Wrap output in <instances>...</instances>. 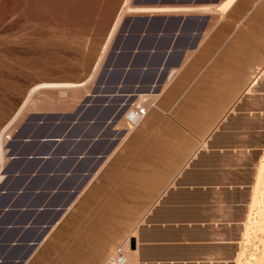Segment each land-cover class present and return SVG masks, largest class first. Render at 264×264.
<instances>
[{
    "label": "rangeland",
    "instance_id": "374dc122",
    "mask_svg": "<svg viewBox=\"0 0 264 264\" xmlns=\"http://www.w3.org/2000/svg\"><path fill=\"white\" fill-rule=\"evenodd\" d=\"M124 2L125 0H0V131L15 116L22 103L26 100V95L31 87L44 82H83L90 78L89 76L94 71L115 18ZM134 2L135 0H130L129 4L135 7H149L148 5L135 4ZM256 9L258 11L255 10L244 14L237 21V27L226 30L224 34V42H227L226 44L201 43L199 50L184 60L187 62H185L186 66L190 68L189 79L201 77V79L205 80H215L214 85L218 83L216 66L220 60H218L217 54L224 46H227L226 57L237 58V62L240 63V67L228 69L225 78L227 82V91L225 93L227 98L235 94L231 90L241 80L244 90L242 96L254 95L257 93L255 91L258 90L259 97L264 99V0H258ZM193 12L190 14H203ZM222 12L223 10L218 11L216 14H204L209 15L211 19L205 34V37H207L206 40L204 39L205 41L212 40L215 35L217 36L213 27L215 21L224 18ZM173 14L130 12L123 17L121 23L126 17L136 15L157 16ZM118 30L114 34L103 61L96 70V74L85 86L62 90L41 89L31 97L28 101L29 103L25 105L26 108L24 107L25 110L22 111L14 125H12V131L10 129L11 133L9 132L8 139H6L7 156L5 163L0 168V179L4 176L2 170L11 158L9 157L7 145L11 142L16 130L30 115L43 116L37 121V126L32 130L37 133H30V136H56L65 133L74 135L83 133V135L85 134L84 136H87L89 133L97 131L99 136L106 131V133L102 134V137L105 135L103 138L106 139L109 133L114 145H116L118 133H127V113L132 107L144 105L147 108V113L149 109H155L151 111V114L154 115L156 110H159L156 107V103H171L172 96H170V91L174 85L172 83H174V79L180 73H175L170 80V72L174 69L170 70L166 80L160 86L163 90V86L166 87L167 82L170 80L162 95L159 96L158 102V95L152 91L153 88L144 93H130L124 97L122 95L114 100H112L111 96L107 99V93H94L103 63L110 52ZM234 36L239 38H233ZM242 36L254 41L249 46L257 49V53L248 52L245 49L246 44L233 43L234 40L241 39ZM233 51L237 53L236 56L229 54V52ZM250 63L252 66L247 70V65ZM212 69L216 72L213 74L205 72ZM257 76L260 78L255 79L258 78ZM255 80H258V83ZM183 84L187 88L186 82ZM101 87L103 86L101 85ZM194 87L197 88V92L191 91L190 97H188L189 93L187 91L181 94L183 103H188L187 98L190 99L189 103H212L213 100H210L209 96L216 97L220 94L217 85H215L217 92H209V86L201 82ZM246 91L248 93H245ZM49 93L52 97L47 96ZM148 93H152L150 97ZM139 94H143V96ZM96 96H103L101 98H104L105 101L93 103L96 106L90 110L86 109L92 103H85L86 106L79 111L86 99L92 100ZM139 96L143 98L140 99L138 98ZM34 104L38 106L36 109L32 107ZM111 107L115 108V116L111 123H107L104 126L100 125L98 118L102 117L103 113ZM151 114L133 128L131 132L177 130L170 124L165 127L156 124L155 118ZM115 117L124 121H120L118 126H116L114 124ZM89 120L95 122L94 126L96 128L87 124ZM194 120L192 117L188 123L192 130H202L200 125L194 123ZM125 139L116 148V153L114 152L115 155H112V158L110 157L102 165L105 156L99 163L97 168L99 170L96 175L93 173L83 183L71 201V204H73H70L62 212L58 221L46 232L42 240L32 250L30 258L23 264H103L107 260L110 249L128 242L129 234L140 221L145 208L148 206L146 200H150L151 197L147 194L149 190L124 186L122 182L113 179V172L108 170V164H137L144 162L145 158L142 155L146 153L145 150L139 151L132 148L124 153L122 145ZM103 142L105 143V140ZM47 144L46 142L38 141V137L25 142L21 146L22 151L26 154L25 158L11 164L14 168L19 167L22 169L25 172V177L29 174L25 182L29 188H33L31 189L33 196H29V201L33 200L35 203L45 199L44 194L34 192L37 187L43 185L48 188L58 183L55 177L42 175L31 177V171H38L44 167L51 168L53 166L49 161L28 157V154L38 153L43 155L47 150L52 149ZM99 145L101 147L102 144L98 141V145L95 144L94 148ZM57 148L58 150H63L65 146L59 145ZM262 162L264 163V157ZM56 164L54 168L68 165L63 162ZM19 181L15 182L16 185H18ZM77 185L78 182L76 183L73 179L68 178L63 182L62 187H64L63 190H69L68 188H73ZM260 188V192L264 193V184ZM21 200L19 199L18 201ZM49 200L54 203L62 202L61 197L54 194L49 195ZM4 201L6 199L0 197V204ZM261 205H263L264 209V200H260L258 204L256 203L254 206L256 209L248 218L245 226L246 234L244 233L242 264H257V259L262 252L261 241L264 240V231L260 230L257 224L258 213L263 210ZM8 215V212L4 213V215L0 214V220L8 219L10 217ZM35 216L37 220H46L47 217L46 214H39V211L35 212ZM10 219L14 221L17 217L11 215ZM12 231L7 229L5 231L0 230V240H2V243H0V260L2 261L5 257L11 259L23 254L21 245H11L9 240L12 236L14 237L13 241L21 238L32 240L39 233L34 232L33 234L30 233L31 231L23 233L20 231L15 235V232Z\"/></svg>",
    "mask_w": 264,
    "mask_h": 264
},
{
    "label": "crops",
    "instance_id": "0c3cea01",
    "mask_svg": "<svg viewBox=\"0 0 264 264\" xmlns=\"http://www.w3.org/2000/svg\"><path fill=\"white\" fill-rule=\"evenodd\" d=\"M191 1L187 4L161 6L163 8L199 9L207 5L215 9L212 12H202L203 14H190L192 11L172 15L205 18L203 29L195 46L184 52L177 66L173 65L178 61L179 54L166 53L163 55V50L169 44L175 47L190 45L194 33L198 31L200 20L190 21L185 26L184 37L174 36L172 39H163L156 36L144 43L145 48L156 47L158 49L154 53L153 49L150 50L141 59L140 77L149 79L155 76L159 79L160 71L157 72L155 69L160 63L165 66L169 65L163 81L166 80L170 70L175 68L170 80L175 73L180 72L172 83L174 85L170 91L171 103H156L159 109L156 110L157 115L151 114V111L155 109H149L144 119L151 114L156 124H160L161 127L170 124L177 130L131 132L122 145L123 151L126 153L132 148L139 151L145 150L144 155L140 154L144 156V162L107 165L108 170L113 172V179L122 182L124 186L149 190L147 194L151 198L146 200L148 206L129 234L128 242L110 249L107 260L103 264H242L244 229L255 209L252 210L251 206L254 198L257 200L258 171L264 157V99L260 100L258 90L254 95L242 96L244 90L241 80L231 90L235 94L227 98L225 78L228 69L240 67L237 58L226 57L227 46H224L217 54L220 62L216 66L218 83L215 85L220 94L216 97L209 96L213 102L189 103L190 99L187 98L188 103H183L181 94L187 91L190 97L191 91L197 92L194 86L200 82L209 86V92H217L214 85L215 80H205L201 77L189 79L190 68L186 66L187 62L184 60L194 55L201 43L226 44L227 42H224L226 30L237 27V21L244 14L258 11L256 9L258 0H234L232 4L229 3L230 5L226 4L229 0ZM221 10H223L224 18L215 21L213 27L217 36L205 41L207 38L205 34L211 19L209 15L204 14H216ZM188 34H192V37H187ZM233 38L239 37L234 36ZM233 43L246 44L245 49L248 52H258L257 49L249 46L254 41L245 36L234 40ZM229 54L236 56L237 53L233 51ZM251 66V63L247 65V70ZM205 72L213 74L216 71L212 69ZM184 82L187 88L184 87ZM160 86L152 90L158 95L157 102L166 88L161 91ZM192 117L195 119L194 123L200 125L202 130H192L188 124ZM36 126L37 123L30 133H34L32 130ZM107 135L105 143L103 142L101 147L99 145L94 148L100 140L97 132L89 133L87 136L83 133L81 135L60 134L56 135L59 136L58 141L46 142L52 149L47 150L43 155L28 154L29 158H39L53 165L51 168L44 167L42 170L31 171V177L42 175L55 177L58 180V183L52 187L45 188L42 185L34 190L35 193H42L45 196V199L39 203L29 201V196H33L31 190L33 188H29L25 182L29 174L25 177L22 169L10 165V162L14 163L25 158L26 154L21 146L31 140L27 138L13 146V155L19 154L20 156L18 159H12L9 156L11 158L4 167L6 169L9 166L8 175L4 174L0 179L2 183L0 197H4L6 201L0 204V210L10 206L20 210L8 211V216L12 215L17 219L13 221L8 217V219H3L4 221L0 220V230H13L15 235L20 231L23 233L31 231L30 233L34 234V230L25 227L26 223L36 220L35 213L31 210L38 205L54 204L49 200V195L55 193L54 189L62 187L63 182L70 177L73 170L84 168L82 172L84 175L94 168L91 174L93 175L98 168L95 164L100 153L114 146L109 133ZM65 136L68 137L64 138ZM59 145H64L65 148L58 150ZM77 153L78 159L74 160L73 154ZM58 162L68 165L54 168ZM17 180H20L18 185L15 183ZM74 181L79 184L82 177L74 178ZM38 191L43 192L38 193ZM19 199L22 200L18 201ZM4 213L7 211L0 214L4 215ZM13 239L12 236L9 241L12 242ZM27 240L21 238L17 241ZM120 257L122 260H119Z\"/></svg>",
    "mask_w": 264,
    "mask_h": 264
},
{
    "label": "water",
    "instance_id": "95a60500",
    "mask_svg": "<svg viewBox=\"0 0 264 264\" xmlns=\"http://www.w3.org/2000/svg\"><path fill=\"white\" fill-rule=\"evenodd\" d=\"M189 1L183 0H135V4L148 5L151 7L155 6H166L173 4H182L189 3ZM200 20V26L198 31L194 33V37L192 43L190 45H184L182 47L178 46H168L163 50V55L178 53L179 58L178 61L173 65L177 66L180 62L181 56L188 49H191L195 46L196 40L198 39L201 31L203 29L205 18L192 17V16H179V15H136L133 17H126L121 23L118 34L114 38L112 43L110 52L108 53L102 70L100 71L98 80L96 82V88L94 93L101 92L102 94H108L107 99L112 97V100L116 99L119 96H126V94L130 93H144L150 91L152 88H156L159 86L165 74L169 70V65L165 66V64L160 63L155 71H160V78H156L155 76L147 79L145 77H140V61L143 56L148 54L150 50L153 49V53L156 52L158 48H145L144 43L149 41L156 36H160L163 39H172L174 36L178 38L184 37L185 34V26L191 21L197 22ZM162 30V31H161ZM187 37H192V34H188ZM162 66V67H161ZM160 68V69H159ZM101 85L103 87H101ZM103 97V96H101ZM100 96H96L94 99H86L84 104L80 107L79 111H81L86 105L85 103H92L86 110H90L92 107H95L93 103L99 101H105L104 98ZM98 106V105H97ZM87 113V112H86ZM115 116V108H108L106 112L103 113L102 117H99L100 125H105L107 123H111L113 117ZM43 118L42 115H30L18 128L14 136L12 137L11 142L8 144L9 148V156L12 159H18L19 154L14 156L12 153V147L21 143L24 139L29 138L30 140L38 137V141L43 142H56L59 139V136H30V132L33 126L37 123L38 120ZM109 129V128H108ZM37 133V132H34ZM65 136L64 138H67ZM106 151L100 153L99 158L96 161L95 166L97 167L101 160L103 159ZM72 157L74 160L78 159V153L73 154ZM42 158V157H41ZM85 159V158H84ZM12 163L10 162V165ZM9 167V166H8ZM8 167L2 170L3 174L8 175ZM82 169V170H81ZM84 168H78L77 170H73V173L70 175L71 179L81 178L82 181L73 188H68L69 190H63L64 187H58L54 189V195H59L61 197L62 202H57L52 205H38L34 209L31 210L32 213L39 211V214H46V220H35L30 223H26V228H31L35 232H39L38 236L34 239H30L24 242L20 241H12L11 245H21L23 250V254L19 257H13L8 259V257L3 258L4 260H0L1 264H23L30 258L32 250L36 247V245L42 240L46 232L58 221L62 212L69 207L71 201L75 197L76 193L82 186V184L90 177L94 168L90 169L87 173L82 175ZM69 177V178H70ZM2 187V183L0 182V188ZM43 192V191H40ZM38 191V193H40ZM42 194V193H40ZM11 210H20L15 207H3L0 210L1 212H8Z\"/></svg>",
    "mask_w": 264,
    "mask_h": 264
},
{
    "label": "bare ground",
    "instance_id": "6f19581e",
    "mask_svg": "<svg viewBox=\"0 0 264 264\" xmlns=\"http://www.w3.org/2000/svg\"><path fill=\"white\" fill-rule=\"evenodd\" d=\"M129 1L130 0H125V2H124V4H123V6H122V8L120 9V11L118 12V15L116 16V18H115V21H114V23H113V25H112V28H111V30H110V33H109V35H108V38H107V40H106V42H105V45L103 46V49H102V52H101V55H100V58H99V60H98V62L96 63V66H95V68H94V71H93V73L91 74V76H89L90 78H88L86 81H81V82H44V83H40V84H37V85H35V86H33V87H31L30 88V90L28 91V93H27V95H26V100L24 101V103H22V106L19 108V110L17 111V113L15 114V116L12 118V120L10 121V122H8L4 127H2L3 129H1V131H0V168L3 166V164L5 163V160H6V139H8L7 137H8V135H9V132H10V129L12 128V125H14V122H16V119L18 118V116L22 113V111L23 110H25L24 109V107H25V105H27V103H29L28 101L31 99V97L36 93V92H38L39 90H41V89H60V90H62V89H70V88H78V87H83V86H85L92 78H93V76H94V74H96V70L98 69V67H99V65H101V63H102V61H103V58H104V56H105V53H106V51H107V49L109 48V45L111 44V42H112V38H113V36H114V34L117 32V30L119 29V27H120V24H121V21H122V19H123V17L126 15V14H128V13H130V12H145V13H178V12H185V13H190V12H192V11H194V12H200V13H202V12H212V11H215V9L213 10L212 9V7H208L207 5L204 7V8H199V9H197V8H174V7H169V8H163V7H135V6H132V5H130L129 4ZM234 0H229L228 1V3H226V4H229L230 2H231V4H232V2H233ZM219 4V3H218ZM221 4V3H220ZM230 5V4H229ZM228 7V6H227ZM229 8V7H228ZM226 10V9H225ZM221 13V12H220ZM223 13V12H222ZM162 38V37H161ZM149 42V41H148ZM160 44H161V42H160ZM161 47V46H160ZM175 69V68H174ZM175 72V71H174ZM171 73L172 72H170V75H169V77L170 76H172L171 75ZM260 74V73H259ZM258 74V75H259ZM255 75V74H254ZM253 75V76H254ZM258 78H255V79H259L260 77L259 76H257ZM254 80V79H253ZM261 80V79H260ZM255 81H257V83H258V80H255ZM253 83H255L254 81H253ZM251 84V83H250ZM256 84V83H255ZM254 84V85H255ZM161 85V84H160ZM159 85V86H160ZM164 85V84H163ZM260 85V84H259ZM158 86V87H159ZM251 87H252V85H250ZM157 87V88H158ZM249 87V86H248ZM156 88V89H157ZM163 88H165L164 86H163ZM83 89V88H82ZM154 90H155V88H153ZM249 89H251V88H249ZM161 90H162V88H161ZM159 91V90H158ZM155 92V91H154ZM54 93V92H53ZM56 93V92H55ZM159 93V92H158ZM67 94V93H66ZM150 94H152V93H148V95H149V97H150ZM250 94V93H249ZM140 95V94H139ZM47 96H49V97H52V95L49 93V94H47ZM140 96H143V94H141ZM138 97V98H140V99H142L141 97ZM145 96V95H144ZM137 97V96H136ZM145 97H147V96H145ZM156 97V96H155ZM157 98V97H156ZM155 98V99H156ZM139 99V100H140ZM261 99V98H260ZM251 100V99H250ZM148 101V100H147ZM44 102V101H43ZM150 102V101H149ZM152 102V101H151ZM262 102V101H261ZM33 104V103H32ZM68 104H69V102H68ZM39 105V104H38ZM62 105V104H61ZM66 105H67V103H66ZM40 106V105H39ZM32 107L33 108H37L38 106H35V104L34 105H32ZM26 108V107H25ZM32 108V109H33ZM66 108V107H65ZM27 110V109H26ZM28 110H29V108H28ZM97 110V109H96ZM129 113V112H128ZM127 113V114H128ZM92 114V113H91ZM88 115V114H87ZM131 115H132V113H129L128 114V118L129 117H131ZM259 115V114H258ZM253 117V116H252ZM67 118V117H66ZM65 118V119H66ZM119 119V118H118ZM118 119H116V117H115V120H114V124L116 125V126H118V124L120 123V121H124V120H118ZM249 119H251V118H249ZM82 120V119H81ZM80 120V121H81ZM88 120V119H87ZM86 120V121H87ZM98 120V119H97ZM85 121V120H84ZM82 122H83V120H82ZM77 123H78V121H77ZM84 124H85V122H83ZM82 123V124H83ZM94 123L95 122H93V121H88V123L87 124H89V125H91V126H93L94 128H96L95 126H94ZM123 124V123H122ZM86 125V124H85ZM84 125V126H85ZM127 125V124H126ZM98 126V125H97ZM100 126V125H99ZM98 126V127H99ZM104 126V125H103ZM15 127V126H14ZM83 127V126H82ZM89 127V126H88ZM97 127V128H98ZM101 127V126H100ZM128 127V126H127ZM126 127V128H127ZM86 128V127H85ZM89 129V128H88ZM258 129V128H257ZM82 130V129H81ZM99 130V129H98ZM101 130V129H100ZM11 131H12V129H11ZM92 131V130H91ZM89 132V131H88ZM98 132V131H97ZM105 133H106V131H104ZM103 132V133H104ZM126 132L127 133H123V132H120V133H118V137H117V141H116V145H114L113 147H111L110 149H109V151H107L106 153H105V155H104V157H105V159H104V157H103V163H102V165H104L107 161H108V159L113 155V153L115 152V150H116V148L118 147V146H120V144L122 143V141L130 134V132H131V129H130V127H128V129L126 130ZM11 133V132H10ZM86 133V132H85ZM102 133V132H101ZM102 133V134H103ZM67 134V133H66ZM102 134L101 135H99V136H101L100 137V140H99V143H103V141L105 140L103 137L105 136V135H103V137H102ZM85 135V134H84ZM99 138V137H98ZM260 140V139H259ZM255 142V141H254ZM6 143V144H5ZM261 143V142H260ZM42 144V143H41ZM47 144V143H46ZM47 145H49V144H47ZM69 145V144H68ZM98 145V144H97ZM8 146V145H7ZM259 149V148H258ZM42 151V150H41ZM101 160V161H102ZM259 165V164H258ZM253 166V165H252ZM257 166V165H256ZM245 167V166H244ZM249 167V166H248ZM256 168V167H255ZM252 169V168H251ZM99 170V169H98ZM98 170L97 171H95V174L94 175H96V173L98 172ZM249 170V169H248ZM256 170V169H255ZM257 176V175H256ZM93 179V178H92ZM251 180V179H250ZM256 180V179H255ZM262 184H264V163L263 162H261L260 163V165H259V171H258V181H257V187H256V196H257V200L254 198V200H253V203H252V206H251V209L253 210V208H254V206L256 205V203L258 204V202H260V200H264V193H261L260 191H261V188H260V186L262 185ZM263 187V186H262ZM248 191V190H247ZM250 192V191H249ZM253 192V191H252ZM260 192V193H259ZM81 193V192H80ZM244 194V193H243ZM259 200V201H258ZM258 201V202H257ZM74 202V201H73ZM73 204V203H72ZM71 204V205H72ZM238 204H239V202H238ZM262 204H263V202H262ZM263 205H261V207H262ZM259 208H260V204H259ZM222 209V208H221ZM256 209V208H255ZM254 209V210H255ZM262 209H263V207H262ZM244 210V209H243ZM225 212H226V210H225ZM257 214V213H256ZM253 217V216H252ZM258 221H257V224H258V227H259V229L260 230H263L264 231V209L263 210H260L259 211V213H258ZM222 218V217H221ZM226 219V218H225ZM239 221V220H238ZM252 221V220H251ZM241 222V221H240ZM250 223V222H249ZM252 223H253V221H252ZM242 225V224H241ZM252 227V226H251ZM256 228V227H255ZM242 229V228H241ZM245 230V229H244ZM260 233V232H259ZM246 234V233H245ZM252 234H253V232H252ZM220 235V234H219ZM256 236V235H255ZM260 236V235H259ZM261 239V238H260ZM259 239V240H260ZM249 241V240H248ZM261 241V240H260ZM219 242V241H218ZM261 243H262V252H261V255L258 257V259H257V264H264V240H262L261 241ZM254 249V248H253ZM261 249V248H260ZM220 251V250H219ZM258 251V250H257ZM232 254V253H231ZM236 256V255H235ZM255 257V256H254ZM238 258V257H237ZM255 259V258H254ZM237 262V261H236ZM241 263V262H240ZM214 264V263H213Z\"/></svg>",
    "mask_w": 264,
    "mask_h": 264
},
{
    "label": "built area",
    "instance_id": "2783aa9c",
    "mask_svg": "<svg viewBox=\"0 0 264 264\" xmlns=\"http://www.w3.org/2000/svg\"><path fill=\"white\" fill-rule=\"evenodd\" d=\"M132 113L131 117L126 119V124L130 129L132 130L135 128L147 115V108L144 105H135L132 107L129 111ZM129 114V113H128ZM127 114V115H128ZM119 260H122V257L119 258Z\"/></svg>",
    "mask_w": 264,
    "mask_h": 264
}]
</instances>
